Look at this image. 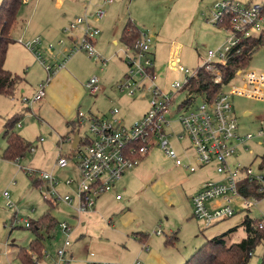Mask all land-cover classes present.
Wrapping results in <instances>:
<instances>
[{"label": "rangeland", "instance_id": "374dc122", "mask_svg": "<svg viewBox=\"0 0 264 264\" xmlns=\"http://www.w3.org/2000/svg\"><path fill=\"white\" fill-rule=\"evenodd\" d=\"M54 1L58 0H30L27 6H23L18 22L11 32L15 42L11 44L6 55V59L8 57L12 59L10 71L31 83L29 86H25L24 82L19 84V89L12 98L0 95V264H21L16 257L18 247L29 250L30 244L37 238L35 231L26 227L24 223L14 225L16 214L19 219L29 221H36L43 215L50 214L56 220L58 225L55 230L42 232L45 237L43 245L51 254L66 240L60 231L59 225L62 223H68L74 228L70 249H82L88 256L91 254L96 256L99 251L114 255L125 253L126 243L121 233L133 236L138 225L142 226V229L147 227L145 231L151 234L161 231L162 238L169 237L172 230L179 241L171 250L176 252V256L185 255L183 264L204 243L215 237L229 233L225 238L227 246L244 241L248 237L244 225L246 218L264 220V199L250 210L240 211L236 203L232 206L236 212L233 217L205 228L192 216L190 193L199 182L201 184L204 181L218 182L222 178L214 167H207L195 173L177 167L174 161L159 148L152 149L137 167L128 170L123 179L117 183L116 190L108 193L106 206L110 210L107 213L101 211L98 214H84L79 223L78 219L71 218L73 210L64 203L56 202L54 207L47 203L38 187L39 183L24 170L32 168L45 172L57 159L58 146H62L64 156L73 154L72 143L68 138L74 137L76 132L84 136L87 126L77 127L76 123L75 125L73 123L68 127V122L76 120L79 112L91 113L98 117L106 116L114 107L118 108L117 105L122 108L120 110L122 119L130 124L140 119L149 108L152 96L148 91H139L131 98L127 93L118 90L120 81L128 71L127 56L122 53L125 46L121 43L122 31L128 23L132 22L138 27L144 40L156 39L152 43L151 50L156 69L154 85L167 94L173 93L172 83L176 81L183 83L184 80L180 73L171 69L172 60L179 61V66L197 70L206 61L208 51L224 46L230 37L224 28L207 21V15L220 0H113L114 3L111 5H106V0H63L68 3L64 11L72 3L78 4L80 8L85 6L84 10L86 9L90 16L95 15L101 7L105 9L107 13L105 19L97 26L102 33L98 37L96 47L107 60L104 66L100 61L90 58L83 50L71 53L74 44L69 40L71 34L65 32L68 26L63 32L57 31L52 36L43 33L40 28L43 26L41 18L55 14L56 11L52 7ZM235 1L242 4L264 5V0ZM1 2L2 0L0 4ZM29 27L30 34L26 37L24 34ZM37 38H40L41 42L33 47L38 52L42 65H39L30 51L25 48ZM20 40L23 44L19 43ZM61 42L64 44L61 45ZM50 46H54L53 50H49ZM13 51L14 56L10 57ZM28 58L29 60L31 58L33 63H28L27 65L30 66L27 69L23 60ZM64 63L65 69L52 75L46 87V97L32 106L24 105L23 99L32 98L41 84L47 81L46 66L52 67L54 71ZM245 71L264 74V45L254 53ZM93 78H98L100 85L105 89L97 96L93 95L88 87ZM245 84L243 77L236 76L230 84L222 87V93L230 94L235 87L243 88ZM150 86L152 83L148 82L147 88ZM21 87L26 89L25 93L20 91ZM116 97L122 99V104L113 103ZM188 97L189 93L186 90L177 93L172 110L176 111ZM230 102L240 133L258 135L259 129L264 127V100L234 95L231 96ZM202 103V97L194 100V106ZM179 115L180 112L177 116ZM17 116L21 117L19 122L21 126H16V132L33 147H38L35 153H27L19 163L2 158L6 148L2 138L4 125ZM178 130L177 126L176 131ZM41 139H44L43 143H40ZM61 139H64L62 144L59 142ZM172 142L179 156L184 157L182 148L188 145V140L181 143L175 140ZM260 142V138H255L247 144L251 152H238V159L242 163L250 164L254 161L255 170L264 157V146H261ZM55 176L58 181L75 179L76 168L70 166L67 170H56ZM58 189L61 194L71 192V189L64 187V184ZM116 191L124 199L119 203V208L114 201L111 202V196L113 198ZM5 193L9 195L13 205L11 208L7 205L8 199ZM176 201H181L179 207ZM129 211L132 218L128 216L122 220L123 214ZM185 216H188V221H184ZM129 219L132 226H128L129 229L126 230L123 228V222ZM112 225L120 231L114 235L117 237L108 241L102 240L101 231L104 227ZM76 257L74 256L70 264L89 263V259L84 258L86 255L81 260ZM263 262L264 243H261L256 247L247 264Z\"/></svg>", "mask_w": 264, "mask_h": 264}, {"label": "built area", "instance_id": "2783aa9c", "mask_svg": "<svg viewBox=\"0 0 264 264\" xmlns=\"http://www.w3.org/2000/svg\"><path fill=\"white\" fill-rule=\"evenodd\" d=\"M113 3V0L105 1L106 5ZM106 14L103 7L99 8L95 15L90 16L85 12L68 26L65 32L71 34L69 39H72L74 44L71 53L83 50L90 58L106 65L107 60L96 48V40L101 34V29L94 25L102 21ZM207 21L224 28L230 37L224 46L217 50H209L206 61L197 70L179 66V61L172 60L171 69L180 73L184 80L183 83L180 81L172 83L173 93L170 94L154 85L156 69L151 54L153 40L151 38L144 40L141 33L142 39L136 46H125L122 53L127 56L128 71L120 81L118 90L127 93L131 98L139 91H148L152 96L149 108L140 119L130 124L122 119L119 108L111 110L109 116L100 117L79 112L75 123L77 127L86 125V134L81 136L78 132L80 142L76 148H72L73 154L70 156H64L62 146H58L59 153L55 162L57 170H67L70 166H74L77 178L58 181L53 172L32 168L24 170L39 183L38 187L47 202L64 203L73 210L71 218L78 219L80 223L81 216L93 212L100 198L110 193L123 179L125 173L137 167L154 148L161 149L177 167L184 168L190 173L202 168L214 167L222 178L218 182L206 181L191 198L192 216L205 228L233 217L236 212L232 206L236 203L240 211L250 210L264 199V157L259 161L257 170L253 168L254 161L244 164L238 159V152H251L247 144L253 139L260 138V145L264 146V127L259 129L256 136L251 133L242 135L230 102L231 96L234 95L264 100V74L258 75L256 72H246V69L241 70L236 76L243 77L246 83L243 88L235 87L230 94L221 91L211 99L208 95H202L189 88L192 79L201 70L210 73L216 84L222 83L220 66L226 65L229 53L237 48L241 41L264 33V5L220 0L207 15ZM74 32L81 33L78 39L73 37ZM40 42L38 38L26 47L34 50L33 46L39 45ZM19 43L23 44L21 40ZM63 44L64 42H61V45ZM53 48L54 46H50L49 50ZM64 68L65 63L54 71L52 67L46 66L47 81L41 84L32 98H24L23 103L32 106L42 101L46 97V87L52 75ZM148 82H151L152 86L147 88ZM88 87L96 96L104 91L98 78L91 79ZM184 90L189 93V97L177 107L176 111H173L175 96ZM197 97H202L203 103L194 106ZM179 112L180 115L177 116ZM18 126H21V123ZM177 126L178 131H176ZM63 140L59 142L62 144ZM173 140L178 143L188 140V145L182 148L185 158L179 156ZM68 141L73 144L74 137L68 138ZM43 142L44 139H41L40 143ZM37 150L38 147L31 145L28 153H35ZM20 160L22 159L16 162L19 163ZM61 184L71 189V192L61 194L58 189ZM253 189H256V193H253ZM5 197L8 199V207L11 208L13 205L7 193ZM116 199L121 200L122 196L119 195ZM19 223L31 227L29 220L19 219L16 214L14 225ZM59 226L66 238L64 244L53 254L46 249L40 257L32 254L34 264L72 262L70 248L74 228L68 223ZM258 228L264 230V220H260ZM157 234L161 235L162 232L158 231ZM93 257L94 254H91V258ZM88 264L114 263L90 261ZM134 264H142V262L137 260Z\"/></svg>", "mask_w": 264, "mask_h": 264}, {"label": "trees", "instance_id": "16d2710c", "mask_svg": "<svg viewBox=\"0 0 264 264\" xmlns=\"http://www.w3.org/2000/svg\"><path fill=\"white\" fill-rule=\"evenodd\" d=\"M25 5V0H2L0 4V95L9 98L14 97L24 79L13 74L4 67V61L11 44L15 41L11 37V32L18 22L20 12ZM142 39L141 31L132 22L128 23L121 35V43L124 46L134 47ZM264 45V33L258 37L243 40L237 48H234L228 55L226 65L220 66L222 83L216 84L214 77L201 70L190 83V90L199 92L202 95L214 98L222 91V87L230 84L236 77V74L246 69L254 53ZM21 117L17 116L4 125L3 139L6 148L3 151L2 158L9 162H16L26 157L31 146L15 130ZM36 185V183H34ZM254 190V189H253ZM256 193V189L253 191ZM52 207L54 203L47 202ZM260 220H252L249 217L244 221L248 237L239 244L227 246L225 238L229 234L221 237H215L204 243L184 264H247L258 245L264 243V230L258 228ZM31 227L37 238L30 244V249L18 247L16 257L22 264H34L32 254L42 256L45 250L43 241L45 239L43 231L50 232L55 230L58 223L50 215L45 214L36 221H30ZM177 237L167 240L168 245H174ZM264 264V262L262 263Z\"/></svg>", "mask_w": 264, "mask_h": 264}, {"label": "crops", "instance_id": "0c3cea01", "mask_svg": "<svg viewBox=\"0 0 264 264\" xmlns=\"http://www.w3.org/2000/svg\"><path fill=\"white\" fill-rule=\"evenodd\" d=\"M29 2H30V0H25V6H27ZM67 4L68 3H65V1H63V0H58L57 2L54 1V4L52 7L56 11L55 14L41 18V21L43 22V26H41L40 28L42 29L43 33H46V35H49V36H52L57 31H58V33H61V31L63 32V30H65V27H67L71 23H73L76 20V18L82 16L85 12H87L86 9L84 10L85 6L80 8V6H78V4H74V3L70 4L68 6V8L66 9V11H64L65 5H67ZM62 9H63V12H62ZM87 14H90V13L87 12ZM99 23L100 22H98L94 25L98 26ZM76 33H78L79 35H76ZM101 33H102V31H101ZM29 34H30V27L26 29L24 35L26 37H28ZM73 35H74L73 37L77 38V36L80 37L81 33L74 32ZM151 39L153 40V42L156 40L155 38H151ZM33 41H35V40H32L31 42H33ZM70 42L73 43L72 39L70 40ZM115 44H117V42H115ZM36 46H38V45H36ZM97 46H98V39L96 40V47ZM25 48L27 51L28 50L30 51V53L35 58V61H37L39 63V65H42L40 58H39L40 56H39L38 52L36 51V49L30 50L27 47H25ZM45 50L47 52L46 47H45ZM23 51H25V50H23ZM11 55L12 56H10V57L14 56V51L11 52ZM22 56L23 55H21V57ZM10 60H12V59L8 57L6 59V61H4V67L7 68V70H9V71L12 70V68L10 67L11 66ZM23 63L25 64L24 66H26V68L28 69V67L30 65L28 66L27 64L33 63V60H31V58L29 60V58H28V59L23 60ZM23 63L21 62V64H23ZM64 69L60 70V72H62ZM23 82H24L25 86L26 85L29 86L31 83V81H27V79H26V81H23ZM20 91L22 93H25L26 89L24 87H21ZM104 91H105V89H104ZM126 98L128 99L127 96H126ZM114 99H115V101L113 103L122 104L121 103L122 99H118L117 97ZM116 107H118L120 110H122L121 107H119L117 105H116ZM108 114H110V112ZM108 114H106V116H108ZM102 116H104V115H102ZM75 122H76V120L68 122L67 126L69 127V125L73 124V123L75 125ZM74 134H76V133H74ZM2 138H3V134H2ZM55 162H56V159L52 165L47 167L48 169L46 171L53 172L54 174H56L57 169L55 168ZM182 169H184V168H182ZM202 169H204V168H202ZM199 170H201V169H199ZM199 170H197V171H199ZM205 182L206 181H204L202 184L199 182L192 189V191L190 193V197H189L190 206L192 205L191 198L202 188V186ZM116 188H117V186L111 191V193L114 190H116ZM107 195L108 194L102 196L100 198V200L98 201L95 210L91 213H88V214H95V213L98 214L101 211L102 212L104 211L105 213H107V211L110 210V208L106 206V203L108 201V198L106 197ZM119 195H120V193L118 191H116L115 196H113V198L111 196V202L113 203V201H114L117 204L118 208H119V203L124 200L123 197L121 200H117L116 197ZM180 203H181V201H178V202L176 201V204H178V207H179ZM128 216L131 217L130 211L123 214V217H121V219L123 220V218L128 217ZM185 218H186V220H184V221H188L187 220L188 216H185ZM123 223H124L123 228L126 230L129 229L130 226H132L131 225V219L126 220ZM82 225H85V224L82 223ZM146 229H147V227H144V229H142V226L138 225V229H136V233L132 234L133 236H129L128 234L121 233L125 238L126 252L122 253L120 255H114V254H111L110 252H104V251L100 252L99 251L96 256L91 258V255L88 256L84 251H82V249L78 250V248H75V249L72 248L71 254H72L73 258H74V256L75 257L77 256L76 258L79 260H81L82 257H84L86 255V257H84V258L86 260L89 259V262L92 261V262H108V263H114V264H134L137 260H140L142 262V264H183V258L185 255L176 256V252L171 250V249L175 248L174 246L176 245V243L179 240H177L174 245H168L166 243L167 240H172V238L174 239V237H177V235L174 232H172V230L170 231L171 234L169 237L162 238L163 233H162V235H158L157 234L158 231H157L156 234H151L150 232L145 231ZM117 232H120V231H117L116 226L112 225V226H109L107 228L104 227V230L101 231L100 236H102V240L104 239V240L108 241L111 238L117 237V236H114Z\"/></svg>", "mask_w": 264, "mask_h": 264}, {"label": "water", "instance_id": "95a60500", "mask_svg": "<svg viewBox=\"0 0 264 264\" xmlns=\"http://www.w3.org/2000/svg\"><path fill=\"white\" fill-rule=\"evenodd\" d=\"M80 142V136H79V133L76 132L75 136H74V142L72 144V148H76L77 145L79 144Z\"/></svg>", "mask_w": 264, "mask_h": 264}]
</instances>
